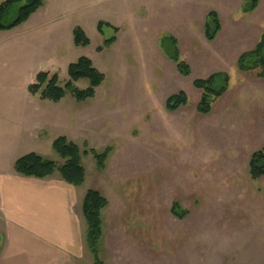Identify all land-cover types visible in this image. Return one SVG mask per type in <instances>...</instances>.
I'll return each instance as SVG.
<instances>
[{
    "label": "rangeland",
    "instance_id": "1",
    "mask_svg": "<svg viewBox=\"0 0 264 264\" xmlns=\"http://www.w3.org/2000/svg\"><path fill=\"white\" fill-rule=\"evenodd\" d=\"M245 1L44 0L26 22L0 32V175L13 173L16 160L31 152L62 165L52 147L61 136L82 152L86 178L71 190L78 232L70 264H95L82 214L90 188L108 200L99 246L104 264H264V177L249 174L251 154L264 146V79L237 68L264 32V0L250 13ZM211 10L221 31L208 41ZM100 21L117 32L108 25L100 32ZM77 27L88 45L74 43ZM163 34L178 40L190 75L160 46ZM80 57L105 75L94 97L77 101L67 91L56 103L31 93L40 72H56L64 85L69 64ZM220 71L231 76L230 88L201 115L193 82ZM75 85L86 89L89 81ZM179 91L189 102L170 112L166 100ZM32 126L47 129V138L30 137ZM106 148L100 171L90 150ZM174 202L188 211L184 218L172 213Z\"/></svg>",
    "mask_w": 264,
    "mask_h": 264
},
{
    "label": "trees",
    "instance_id": "2",
    "mask_svg": "<svg viewBox=\"0 0 264 264\" xmlns=\"http://www.w3.org/2000/svg\"><path fill=\"white\" fill-rule=\"evenodd\" d=\"M21 3L17 15L7 21L9 9L15 4ZM259 0H246L243 4L244 12H252L258 6ZM45 4L44 0H5L0 4V32L9 31L26 22L34 13ZM105 25L112 26L110 23L100 21L98 30L102 32ZM114 32L117 27L112 26ZM204 34L208 41L216 39L221 31V19L219 14L211 10L207 13L204 23ZM116 41L115 34L104 40V46H110ZM74 43L77 46H86L90 43L81 27L74 30ZM160 46L165 50L168 57L175 62L178 71L188 76L191 67L186 60L181 57L178 40L171 34H163L160 38ZM101 49V48H100ZM237 68L243 72L257 71L259 78H264V32L261 34L255 47L242 53L237 60ZM69 78L64 85H60L59 76L56 72H40L36 76V83L30 86L33 94L40 93L44 100L60 102L67 91H70L77 101H84L94 97L96 88L105 80V75L101 73L88 57H80L76 62L68 66ZM80 79H87L89 86L86 89L76 87L75 82ZM231 76L229 73L220 71L210 74L205 78L195 79L193 85L201 91V97L197 104V112L201 115L210 114L214 104L224 96L229 90ZM188 96L184 91L170 95L165 103L166 109L174 112L182 106L188 104ZM52 147L58 156L64 161L62 165L54 160L45 158L40 154L31 152L18 158L14 164V172L34 178H46L58 172L61 178L67 183L80 186L86 178V170L82 163V152L80 147L66 137H58L53 141ZM110 148L102 152L91 149L96 160L98 170L105 168V162L109 155ZM84 153H88L84 151ZM249 174L253 180L264 177V146L254 151L249 159ZM107 198L97 189L87 190L82 204V212L86 221V243L92 254L95 264H104L100 259V242L104 235L103 210L107 207ZM172 213L178 218H184L188 211L183 210L178 202L172 205Z\"/></svg>",
    "mask_w": 264,
    "mask_h": 264
},
{
    "label": "crops",
    "instance_id": "3",
    "mask_svg": "<svg viewBox=\"0 0 264 264\" xmlns=\"http://www.w3.org/2000/svg\"><path fill=\"white\" fill-rule=\"evenodd\" d=\"M30 128V137L47 138L44 127ZM55 174L0 175V264H70L75 187Z\"/></svg>",
    "mask_w": 264,
    "mask_h": 264
}]
</instances>
